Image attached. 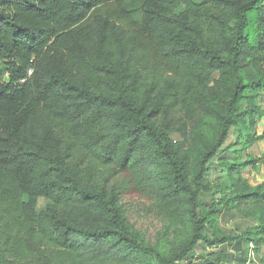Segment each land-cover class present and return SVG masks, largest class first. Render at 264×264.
Listing matches in <instances>:
<instances>
[{
	"label": "trees",
	"instance_id": "trees-1",
	"mask_svg": "<svg viewBox=\"0 0 264 264\" xmlns=\"http://www.w3.org/2000/svg\"><path fill=\"white\" fill-rule=\"evenodd\" d=\"M262 89L264 0H0V264H183L200 242L264 246L261 215L235 236L218 222L264 209V182L242 175ZM231 128L245 134L228 151ZM215 159L229 183L207 209ZM130 199L186 232L166 251L143 243Z\"/></svg>",
	"mask_w": 264,
	"mask_h": 264
},
{
	"label": "rangeland",
	"instance_id": "rangeland-1",
	"mask_svg": "<svg viewBox=\"0 0 264 264\" xmlns=\"http://www.w3.org/2000/svg\"><path fill=\"white\" fill-rule=\"evenodd\" d=\"M240 133L243 134L244 131L231 128L224 144L228 147V151L240 147L241 143H236L235 141ZM171 138L175 141L180 140L178 134H172ZM244 152L246 154L248 152V156L254 159L242 171V175L253 186L261 182L259 181L261 178L258 176L262 173L264 174V166L262 165L264 163V153H261L260 156L258 147H254L253 145L246 148ZM243 155L244 153L242 152ZM228 158L232 159L230 155H228ZM258 162L260 169L259 165L256 164ZM226 169L223 165L219 166L216 159L211 162V169L206 179L210 187L209 189H204L200 194V200L207 209L212 204L217 207L223 204L220 191L216 190V186L222 183H229ZM46 203L45 199H40L38 209H42ZM151 203L147 200L145 202L133 199L126 200L124 201L123 216L127 227L143 243L166 251L169 249L172 241L182 237L186 231L184 226L182 227L177 221H170L164 215L155 213V208L152 207ZM226 208L229 210L224 209L218 215L220 230L225 235H239L246 229L259 224L257 214L264 217V209L254 207L253 205ZM211 258L213 260H210ZM188 261L191 264H264V246L256 242H250L240 246V248H236V240L220 246H206L200 242L192 256L184 261L183 264H188L185 263Z\"/></svg>",
	"mask_w": 264,
	"mask_h": 264
},
{
	"label": "crops",
	"instance_id": "crops-1",
	"mask_svg": "<svg viewBox=\"0 0 264 264\" xmlns=\"http://www.w3.org/2000/svg\"><path fill=\"white\" fill-rule=\"evenodd\" d=\"M258 107H259V111H261V113L259 115H257L256 121L254 124V132H255L256 139L252 143V145L254 147H258L259 152H260L259 155H260L261 153H264V89H262L259 93ZM247 155H249L248 152H247ZM256 164L259 165V162ZM262 165L264 166V163ZM259 169H260V165H259ZM258 177L261 178V180H259L261 182H259L258 184L264 182V174L263 173L260 174V176H258ZM260 178H258V179H260Z\"/></svg>",
	"mask_w": 264,
	"mask_h": 264
}]
</instances>
